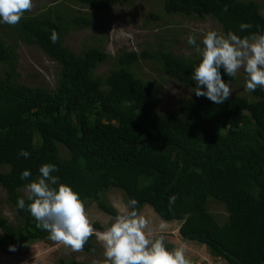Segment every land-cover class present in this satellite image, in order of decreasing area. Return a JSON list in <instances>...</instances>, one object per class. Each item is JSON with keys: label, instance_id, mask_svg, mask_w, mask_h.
<instances>
[{"label": "trees", "instance_id": "1", "mask_svg": "<svg viewBox=\"0 0 264 264\" xmlns=\"http://www.w3.org/2000/svg\"><path fill=\"white\" fill-rule=\"evenodd\" d=\"M75 1L99 12L110 6L106 0ZM163 7L169 15L215 19L223 33L264 32V13L254 0H163ZM53 14L51 9L38 15L25 10L15 29L25 44L38 47L60 66L54 89L20 83L19 54L0 35V62L6 65L0 78V166L8 167L0 172V186L18 222L0 212V249L49 238L16 201L30 202L22 194L25 185L35 180L40 165L52 163L57 171L51 175L71 185L85 207L94 202L113 218L118 211L104 195L116 188L127 201H138V214L149 205L164 220L182 221L181 238L205 245L212 256L228 264H264V90L258 86L250 91L252 99L234 94L221 104L192 92L177 111L159 112L154 83L132 68L140 59L154 60L165 75L192 90L191 73L200 56L124 52L115 69L96 76L109 54L98 47L77 54L63 40L70 24L91 26L92 21L77 16L63 22ZM241 22L252 27L241 32ZM52 30L58 34L55 43L49 40ZM222 79L231 83L236 76L222 74ZM62 146L68 158L61 156ZM21 149L30 153L27 159L18 155ZM24 169L31 175L21 180ZM173 193L176 200L169 207ZM210 198L225 205V223L208 210ZM97 249L92 234L80 251Z\"/></svg>", "mask_w": 264, "mask_h": 264}, {"label": "rangeland", "instance_id": "2", "mask_svg": "<svg viewBox=\"0 0 264 264\" xmlns=\"http://www.w3.org/2000/svg\"><path fill=\"white\" fill-rule=\"evenodd\" d=\"M110 6L106 11L99 12L83 6L75 0H32L30 14L38 15L47 13L49 9L53 16L59 17L63 22L77 16L85 17L92 21L91 26L81 25L76 27L70 24L68 32L63 35L64 43L75 53H81L92 47H98L109 54L110 59L100 64L95 75L104 76L117 67V57L124 52L135 51L154 52L166 50L173 54L187 57L200 56L194 46L187 44V37L191 34L196 43L202 48L201 40L208 30L223 33L219 23L212 18H187L181 15L166 14L163 0H106ZM260 5L264 13V0H254ZM0 35L6 43L19 54L17 72L19 82L32 87H47L54 89L60 72V66L52 61L41 49L25 44L15 25L0 24ZM135 74L144 79L151 80L155 86L157 110L177 111L181 103L193 95L190 88L185 87L174 79L165 75L160 65L151 59H140L133 68ZM6 65L0 62V78L5 76ZM234 82L229 83L231 93L252 99L251 92L245 88L246 74L239 70ZM36 146L38 138L35 139ZM61 156L68 158V150L62 146ZM8 170L0 166V172ZM22 194L27 197L26 189ZM118 214H126L127 199L123 192L116 188L110 189L104 195ZM208 210L213 214L218 223L223 224L228 219L225 205L215 199L208 201ZM87 216L92 223L95 241L98 249L92 253L73 250L62 242L48 238L45 241L22 247L15 251L0 249V264H65V261L77 260L96 262L103 259V244L97 239L96 232L104 231L112 222V217L101 211L94 202L85 207ZM0 212L10 222L18 224L17 214L9 203L6 191L0 186ZM139 215L146 218L145 233L149 238L162 235L166 248L172 249L181 245L185 248V256L191 264H228L219 257L210 254L208 248L198 242L184 241L179 228L182 221H167L162 219L154 209L146 205ZM95 225L102 229L98 230Z\"/></svg>", "mask_w": 264, "mask_h": 264}, {"label": "clouds", "instance_id": "3", "mask_svg": "<svg viewBox=\"0 0 264 264\" xmlns=\"http://www.w3.org/2000/svg\"><path fill=\"white\" fill-rule=\"evenodd\" d=\"M31 7L32 0H0V24L15 25ZM251 27L247 22L238 25L241 32ZM57 39V32L52 30L50 42L55 43ZM187 44L194 46L200 55L191 73L195 84L192 92L197 97L204 96L215 104L223 103L231 90L222 74L235 76L241 69L247 77V90L254 91L258 86L264 90V32L238 36L233 31L218 33L213 29L203 35L202 48L191 34L187 37ZM18 155L27 159L30 153L21 149ZM56 171L55 164L40 165L35 180L25 185L30 202L26 205L24 198H17L16 207L26 208L38 226L48 232L51 240L80 250L96 230L87 216L80 194L71 185L58 183V177L51 175ZM30 175V171L24 169L19 177L24 180ZM175 200V193L169 195V207ZM137 204L135 198H129L126 214L115 215L104 231L96 232L104 248V259L97 264H191L183 245L168 249L162 235L155 238L146 235L147 220L138 214ZM8 250L15 251V245L10 244Z\"/></svg>", "mask_w": 264, "mask_h": 264}]
</instances>
